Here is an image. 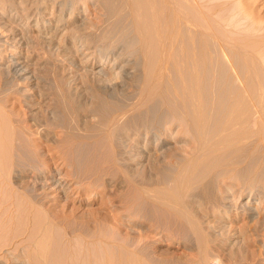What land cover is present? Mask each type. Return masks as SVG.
I'll list each match as a JSON object with an SVG mask.
<instances>
[{
	"label": "rangeland",
	"instance_id": "374dc122",
	"mask_svg": "<svg viewBox=\"0 0 264 264\" xmlns=\"http://www.w3.org/2000/svg\"><path fill=\"white\" fill-rule=\"evenodd\" d=\"M11 1V7L0 5V264H264L262 241L250 245L257 259H231L233 248L220 242L225 231L216 223L212 237L214 227L191 201L223 199L235 206L263 197L264 142L252 124L257 83L248 66L237 58L241 71L251 72L243 73L245 84L255 87L243 84L248 92L243 86L245 92L240 87L224 94L211 83L210 103L199 91L197 105L192 66L170 64L163 81L155 80L151 99L134 77L144 74L141 59L155 45L141 42L139 12L128 5L118 11L122 0ZM248 1L264 14V0ZM182 30L189 42V30ZM229 167L241 171L226 177ZM48 175L65 178L66 192L46 184ZM240 187L246 192L238 197Z\"/></svg>",
	"mask_w": 264,
	"mask_h": 264
},
{
	"label": "bare ground",
	"instance_id": "6f19581e",
	"mask_svg": "<svg viewBox=\"0 0 264 264\" xmlns=\"http://www.w3.org/2000/svg\"><path fill=\"white\" fill-rule=\"evenodd\" d=\"M9 1V2H8ZM0 0V5H6L5 2H7V4H14L13 1L11 0ZM19 1V0H18ZM44 1V0H43ZM63 1V0H62ZM67 1V0H66ZM79 1V0H78ZM84 1V0H83ZM90 1V0H89ZM93 1V0H92ZM99 1V0H98ZM108 1V0H106ZM12 2V3H11ZM25 2V1H24ZM33 2V1H32ZM42 2V1H41ZM70 2V1H69ZM112 3H116V1H111ZM109 3L112 4V3ZM20 3V2H19ZM86 3V2H85ZM106 4H108L107 2H105ZM118 3V1H117ZM38 4V3H37ZM66 4V3H65ZM70 4V3H69ZM102 4V3H101ZM104 4V1H103ZM120 4V3H119ZM33 5V4H32ZM85 5V4H84ZM108 5V6H109ZM121 7L118 9L119 12H121L123 10V7L125 5H128L129 8L131 7L132 9L135 10V12H139L142 15V19L144 20L143 24L141 28L138 30H141L144 34V37L141 40V42H144V44H149L150 47L154 46V48H152L150 52L154 53V59L150 58V60L148 61L149 58H147L146 54L149 55V53H143L145 54L143 55V57H145V59H141L142 61L145 60V64L144 66V71H143V75L142 73L136 75L134 77V80L136 82H139L141 84V88H146V95L148 97H151V99H153L152 97L154 96L155 93V87L154 84L157 83L155 80H157L158 78L161 79L160 76L164 75L162 74V72L164 73L163 70H165L168 65H178L181 64L183 65L184 63H186V61H188L189 63L185 64L188 66H192L193 70H194V76L192 79V83L195 85H193V87L196 89L195 91V97L194 100L197 104V101L201 100L202 98L200 93L202 92V94H205V99L207 100V103L209 102V98L211 96L210 94V84L211 83H216V89L217 87L220 89V91H223L221 93L228 92L233 90L234 93L236 91L239 92V90H243L246 89L247 86H249V84H245L246 81L248 82L249 80H247L246 76L243 75L244 71L240 68V66L242 65H247L248 68L251 70L252 72V77L254 78V80L257 83V87L253 89V91L255 90V92L251 91L248 95H253L257 100V105L256 107H254L252 104V108L254 107V112H253V117L252 119V124H255L254 127L257 128L258 130V134H259V139L260 142L263 141L264 142V14H262L259 11H256V9L253 7V5L251 3H249L248 0H122L121 2ZM10 7L12 5H9ZM21 6V5H19ZM53 6V5H52ZM106 6V5H105ZM111 6V5H110ZM114 6V5H113ZM123 6V7H122ZM54 7V6H53ZM74 7V6H73ZM25 8V7H24ZM27 8V6H26ZM29 8V7H28ZM63 8V7H62ZM61 8V9H62ZM39 9V8H38ZM113 9V7L111 8ZM115 9V8H114ZM17 10V9H16ZM64 10V9H63ZM74 10H76L74 8ZM110 10V9H109ZM28 12V11H27ZM43 12V11H42ZM108 12V11H107ZM126 11H124L125 13ZM58 13V12H57ZM111 13V12H110ZM31 14V12H30ZM106 14V13H105ZM127 14V13H126ZM84 15V14H83ZM118 15V14H117ZM128 15V14H127ZM21 16V15H20ZM31 16V15H30ZM44 16V15H42ZM47 16V14H46ZM112 16V15H111ZM123 17V15H122ZM127 17V16H126ZM138 17V16H137ZM136 17V18H137ZM38 18V17H37ZM65 18V17H63ZM135 18V19H136ZM141 17H139L140 20ZM27 19V17H26ZM108 19V18H107ZM138 19V18H137ZM136 19V21H137ZM141 19V20H142ZM15 20V19H14ZM113 21V19H111ZM123 20V19H122ZM138 20V21H139ZM142 20V21H143ZM67 21V20H66ZM2 22V21H1ZM56 22V21H55ZM73 22V21H72ZM84 22V21H83ZM116 22V21H115ZM124 22V21H122ZM140 22V21H139ZM44 23V22H43ZM95 23V22H94ZM112 23V22H111ZM4 24V23H2ZM29 24V23H28ZM92 24V22H91ZM97 24V23H96ZM115 24V23H114ZM136 24V25H139ZM52 25V24H51ZM83 25V24H82ZM104 25V24H103ZM117 25V23H116ZM119 25V23H118ZM2 26V25H1ZM4 26V25H3ZM57 26V25H56ZM73 26V24H72ZM78 26V25H77ZM121 26V25H120ZM39 29H41L42 27H40V25L37 26ZM113 27V26H112ZM122 27V26H121ZM36 28V27H35ZM118 28V27H117ZM187 29L189 30V33L187 34H191V39L189 40V42L184 41V39H187L186 37L184 38V32L182 33V29ZM48 26H44L43 29H41L40 31L43 32L44 30H47ZM56 29V28H55ZM87 29V28H86ZM110 29H112L110 27ZM116 29V28H114ZM119 29V28H118ZM132 29V28H131ZM21 30V29H20ZM38 30V29H37ZM108 30V29H107ZM56 31V30H55ZM111 31V30H110ZM21 32V31H20ZM41 32L40 36H41ZM50 32V31H49ZM80 32V31H79ZM104 32V31H103ZM108 32V31H107ZM115 32V31H114ZM117 32H119L117 30ZM130 32V31H129ZM188 32V31H187ZM38 33V34H39ZM53 33V32H51ZM61 33V32H60ZM123 33V32H122ZM140 33V32H139ZM186 33V32H185ZM28 34V33H27ZM30 34V33H29ZM37 34V33H36ZM62 34V33H61ZM109 34V33H108ZM114 34V33H113ZM116 34V33H115ZM118 34V33H117ZM125 34V33H124ZM131 34V33H130ZM142 34V33H141ZM52 35V34H51ZM90 35V34H89ZM110 35V34H109ZM17 36V35H16ZM19 36V35H18ZM32 35H30L31 38ZM47 36V35H46ZM45 36V37H46ZM53 36V35H52ZM99 36V35H98ZM132 36V35H131ZM142 36V35H141ZM21 37V36H20ZM33 37V36H32ZM42 37V36H41ZM48 37V36H47ZM83 37V36H82ZM89 37V36H88ZM118 37V36H117ZM190 37V36H189ZM15 38V37H14ZM29 38V37H28ZM29 38V39H30ZM107 38V37H106ZM119 38V37H118ZM128 38V37H127ZM184 38V39H183ZM114 39V38H113ZM131 39V38H129ZM21 40V39H20ZM28 40V39H27ZM26 40V41H27ZM42 40V39H41ZM58 40V39H57ZM61 40V39H60ZM81 40V39H80ZM92 40V39H91ZM112 40V39H111ZM117 40V39H116ZM115 40V42H117ZM145 40V41H144ZM153 41V45H151L149 43V41ZM9 41V40H8ZM51 41V40H50ZM86 41V40H85ZM93 41V40H92ZM106 41V40H105ZM114 41V40H112ZM148 41V43H147ZM36 42V41H35ZM46 42V41H45ZM58 42V41H56ZM111 42V41H110ZM121 42V41H120ZM138 42V41H137ZM140 42V41H139ZM146 42V43H145ZM30 43V42H29ZM39 43V42H38ZM53 43V42H52ZM106 43V42H105ZM118 43V42H117ZM136 43V42H135ZM28 44V43H27ZM47 44V43H46ZM58 44V43H57ZM91 44V42H90ZM89 44V45H90ZM101 44V43H100ZM134 44V43H133ZM143 43H141L142 45ZM22 45V44H21ZM29 45V44H28ZM39 45V44H38ZM48 45V44H47ZM71 45V44H70ZM83 45V44H82ZM99 45V44H98ZM112 45V43H111ZM120 45V44H119ZM131 45V44H130ZM148 45V46H149ZM27 46V45H26ZM49 46V45H48ZM105 46V45H103ZM114 46V45H113ZM147 46V47H148ZM22 47V46H21ZM31 46H29L30 48ZM47 47V46H46ZM53 47V46H52ZM55 47V46H54ZM95 47V46H94ZM134 47V46H133ZM141 47V46H140ZM144 47V46H143ZM146 47V46H145ZM149 47V48H150ZM28 48V49H29ZM35 48V47H34ZM63 48V47H62ZM104 48V47H103ZM117 48V47H116ZM131 48V47H130ZM138 48V47H137ZM142 48V47H141ZM1 49V48H0ZM27 49V50H28ZM48 49V47H47ZM52 49V48H51ZM70 49V48H69ZM92 49V48H91ZM104 50V49H103ZM133 50V49H132ZM145 50H149V49H145ZM37 51V50H36ZM48 51V50H47ZM98 51V50H97ZM119 51V50H118ZM85 52V51H83ZM111 52V51H110ZM131 52V51H130ZM136 52V51H135ZM150 53V55L152 54ZM12 54V53H11ZM45 54V53H44ZM111 54V53H110ZM126 54V53H125ZM141 54V55H142ZM30 55V54H29ZM113 55V54H112ZM117 55V54H116ZM132 55V54H130ZM138 55V54H137ZM43 56V55H42ZM91 56V55H90ZM19 57V56H18ZM142 57V58H143ZM150 57V56H149ZM123 58V57H122ZM147 58V59H146ZM237 58H239L238 60H242L243 63L242 65L241 62L237 61ZM7 59V58H6ZM88 59V58H87ZM114 59V58H113ZM117 59V58H116ZM121 59V58H120ZM135 59V58H134ZM140 59V57H139ZM24 60V59H23ZM80 60V59H79ZM141 60L139 61H135L136 65L139 64V62H142ZM179 60V61H178ZM36 61V60H35ZM59 61V59H58ZM50 62V61H49ZM24 63V61H23ZM83 63V62H82ZM127 63V62H126ZM240 63V64H238ZM33 64V63H32ZM75 64V63H74ZM133 64V63H132ZM143 64V63H142ZM190 64V65H189ZM47 65V63H46ZM123 65V64H122ZM135 65V66H136ZM140 65V64H139ZM34 66V65H33ZM38 66V65H37ZM111 66V65H110ZM187 66V67H188ZM246 66V67H247ZM11 67V66H10ZM42 67V66H41ZM124 67V66H123ZM134 68V66H132ZM137 67V66H136ZM139 67V66H138ZM171 67V66H170ZM243 67V66H242ZM245 67V66H244ZM16 68V67H15ZM24 68V67H23ZM112 68V66H111ZM119 68V67H118ZM117 68V69H118ZM143 68V67H142ZM245 70V72L247 71V69ZM2 69V68H1ZM10 69V68H9ZM116 69V70H117ZM120 69V68H119ZM139 69V68H138ZM191 69V68H190ZM98 70V69H97ZM249 70V71H250ZM23 71V70H22ZM33 71V70H32ZM90 71V69H89ZM191 71V70H190ZM63 72V71H62ZM94 72V71H93ZM96 72V71H95ZM121 72V71H120ZM134 72V71H133ZM247 73V74H251ZM84 73V72H83ZM99 73V72H98ZM114 73V72H113ZM116 73H118L116 71ZM178 73V72H177ZM244 73V74H246ZM29 74V73H28ZM74 74V73H73ZM162 74V75H161ZM8 75V74H7ZM114 75V74H113ZM118 75V74H117ZM63 76V75H62ZM249 76V75H248ZM48 77V76H47ZM114 77V76H113ZM116 77V76H115ZM250 78V77H249ZM45 79V78H44ZM218 79V80H217ZM252 79V78H251ZM250 79V80H251ZM19 80V79H18ZM162 80V79H161ZM26 81V80H25ZM59 81V80H58ZM132 81V80H131ZM163 81V80H162ZM194 81V82H193ZM217 81V82H216ZM253 81V79H252ZM254 81V82H255ZM64 85L66 84V82H63ZM159 83V81H158ZM163 83V82H162ZM202 84L204 87V92L201 91V89L199 90V84ZM251 83V82H249ZM255 83V84H256ZM59 84V83H58ZM245 84V85H243ZM253 84V82L250 84L249 87H252L251 85ZM71 85V84H70ZM86 85V83H85ZM160 85V84H159ZM158 84H156V86L159 87ZM63 86V85H61ZM138 86V85H137ZM191 86V85H190ZM245 88H244V87ZM67 87L69 89V84H67ZM78 87V86H76ZM92 87V86H91ZM154 87V88H153ZM215 87V86H214ZM241 87V88H240ZM243 87V89H242ZM253 87L254 84H253ZM31 88V87H30ZM59 88V87H58ZM62 87H60L61 89ZM194 88H192L194 90ZM240 88V89H238ZM53 89V88H52ZM67 89V90H68ZM73 89V88H72ZM95 89V88H94ZM157 89V88H156ZM249 89V88H247ZM246 89V92H248L249 90ZM66 88L64 89V91H67ZM75 90V89H74ZM89 90V89H88ZM218 90V89H217ZM52 91V90H51ZM59 91V90H58ZM69 92L71 90H68ZM67 91V92H68ZM76 91V90H75ZM74 91V92H75ZM83 91V90H82ZM200 91V93H199ZM244 91V90H243ZM62 92V91H61ZM93 92V91H92ZM193 92V91H191ZM217 92V91H215ZM214 92V93H215ZM245 92V91H244ZM253 92V93H252ZM55 93V92H54ZM58 93V92H57ZM60 93V92H59ZM58 93V94H59ZM63 93V92H62ZM144 93V92H143ZM157 93V92H156ZM155 93V95H157ZM243 93V92H242ZM65 94V93H64ZM72 94V91L69 94H67L68 98ZM81 94V93H80ZM79 94V95H80ZM93 94V93H92ZM137 94V93H136ZM194 94V93H192ZM217 94V93H215ZM245 94V93H243ZM76 95V94H75ZM99 95V94H98ZM191 95V94H190ZM237 95V94H236ZM63 96V95H62ZM66 96V95H64ZM145 96V95H144ZM224 96V95H223ZM244 96V95H243ZM247 96H245V98H247ZM55 97V96H54ZM58 97V95H57ZM102 97V95H101ZM110 97V96H109ZM193 97V96H192ZM215 97V96H214ZM238 97V95H237ZM241 97V94H240ZM59 98V97H58ZM61 98V97H60ZM59 98V99H60ZM67 98V99H68ZM239 98V97H238ZM98 99V98H97ZM132 99V98H131ZM143 99V98H142ZM150 99V98H149ZM212 99V98H211ZM216 99V98H215ZM221 99V98H220ZM243 99V97H242ZM248 99V98H247ZM254 99V98H250L249 100ZM48 100V99H47ZM76 100V99H74ZM156 100V98H155ZM240 100V99H239ZM248 100V101H249ZM64 100H62L63 102ZM106 101V100H105ZM215 101V100H214ZM253 100L249 101L252 102ZM37 102V101H36ZM40 102V101H39ZM46 102V101H45ZM57 102V101H56ZM74 103V102H73ZM72 103V104H73ZM149 103V102H148ZM212 103V102H211ZM239 103V102H237ZM236 103V104H237ZM247 103V102H245ZM255 103V102H254ZM60 104V103H59ZM70 104V103H69ZM193 104V103H192ZM200 104L202 105V103L200 102ZM214 104V103H213ZM217 105V103H215ZM230 104V103H229ZM240 104V103H239ZM251 104V103H250ZM34 105V104H33ZM71 105V104H70ZM140 105V104H139ZM146 105V104H145ZM156 105V104H155ZM199 105V104H197ZM197 106V107H201ZM32 106V105H31ZM42 106V105H41ZM53 106V105H52ZM78 106V105H77ZM107 106V105H106ZM194 106V105H192ZM205 107V105H203ZM238 105H235V108ZM248 106V105H247ZM40 107V106H39ZM51 107V106H50ZM142 107V106H141ZM156 107V106H155ZM207 107V105H206ZM216 107V106H215ZM232 107V106H231ZM46 108V107H45ZM60 108V107H58ZM57 108V109H58ZM93 108V107H92ZM136 108V107H135ZM138 108V107H137ZM38 109V108H37ZM47 109V108H46ZM56 109V108H55ZM96 109V108H95ZM100 109V107H99ZM112 109V108H111ZM196 109V108H195ZM201 109V108H200ZM204 109V108H203ZM45 110V109H43ZM59 110V109H58ZM68 110V109H66ZM212 110V107H211ZM39 111V109H38ZM46 111V110H45ZM63 111V110H62ZM77 111V110H76ZM108 111V110H107ZM202 111V110H201ZM218 111V110H217ZM240 111V110H239ZM238 111V112H239ZM53 112V110H52ZM60 112V110H59ZM127 112V111H126ZM207 112V111H206ZM215 112V111H214ZM58 113V112H57ZM109 113V112H107ZM198 113V112H197ZM32 114V113H31ZM34 114V113H33ZM112 114V112H111ZM124 114V113H123ZM38 115V114H37ZM157 115V114H156ZM203 115V114H202ZM44 116V115H43ZM57 116V114H56ZM111 116V115H110ZM117 116V115H116ZM115 116V117H116ZM158 116V115H157ZM162 116V115H161ZM160 116V118H161ZM42 117V116H41ZM40 117V118H41ZM113 117V116H111ZM110 117V118H111ZM6 118V117H5ZM48 118V117H47ZM109 118V117H108ZM107 118V119H108ZM2 119V118H0ZM37 119V117H36ZM46 119V118H45ZM105 119V118H104ZM5 120V119H4ZM34 120V119H33ZM158 120V119H157ZM16 121V120H15ZM13 122V121H12ZM104 122V121H103ZM102 122V124H103ZM107 122V121H106ZM112 122V121H109ZM194 122V121H193ZM231 122V121H230ZM29 123V122H28ZM105 123V122H104ZM206 123V122H205ZM229 123V122H228ZM25 124V122H24ZM198 124V123H197ZM0 125H2V123H0ZM107 125V124H106ZM123 125V124H122ZM11 126V125H10ZM235 126V125H234ZM27 127V126H26ZM39 127V126H38ZM201 127V126H200ZM237 127V126H236ZM252 127V125H251ZM7 128V127H6ZM37 128V127H36ZM205 128V127H204ZM223 128V127H222ZM1 129V128H0ZM8 129V128H7ZM127 129V128H126ZM220 129V128H219ZM257 130H255L257 132ZM1 131V130H0ZM127 131V130H126ZM244 131V130H243ZM254 131V133H255ZM10 132V131H9ZM36 132V131H35ZM3 133V132H2ZM185 133V132H184ZM127 134V133H126ZM48 135V134H47ZM227 135V134H226ZM232 135V134H231ZM241 135V134H240ZM4 136V135H3ZM124 136V135H123ZM126 136V135H125ZM223 136V135H221ZM229 137V135H227ZM235 136V135H234ZM6 137V136H5ZM76 137V136H75ZM227 137V138H228ZM77 138V137H76ZM80 138V137H79ZM224 138V136L222 137ZM226 138V139H227ZM233 138V137H232ZM258 138V137H257ZM1 139V136H0ZM6 139V138H5ZM8 139V138H7ZM221 139V138H220ZM235 139V138H233ZM3 140V139H1ZM232 140V139H231ZM255 140V139H254ZM82 141V140H80ZM225 141V140H224ZM223 141V142H224ZM3 142V141H2ZM6 142V141H5ZM123 143V142H122ZM232 143V142H231ZM257 144V143H256ZM6 145V143H5ZM118 145V144H117ZM261 145V144H259ZM122 147V146H121ZM124 147V146H123ZM126 147V146H125ZM164 147V146H163ZM162 147V148H163ZM190 147V146H189ZM254 147V146H253ZM5 149V147H4ZM3 149V150H4ZM166 149V148H165ZM171 149V148H170ZM189 149V148H187ZM252 149V148H251ZM250 149V150H251ZM8 150V149H7ZM127 150V149H126ZM248 150V149H247ZM9 151V150H8ZM165 151V150H164ZM172 151V150H171ZM188 151V150H187ZM192 150H190L191 152ZM260 151V150H259ZM258 151V152H259ZM132 152V151H131ZM184 152V151H182ZM252 152V151H251ZM257 152V150L255 151ZM264 152V150H263ZM1 153V152H0ZM153 153V152H152ZM5 154V153H4ZM163 154V153H162ZM161 154V155H162ZM189 154V153H188ZM257 154V153H256ZM259 154V153H258ZM264 156V153H262ZM261 154V155H262ZM181 155V154H180ZM255 155V154H254ZM135 158V155H133ZM177 156V155H176ZM257 156V155H256ZM263 156H261L260 160L264 162ZM137 157V155H136ZM152 157V156H151ZM250 157V156H249ZM167 158V157H165ZM164 158V159H165ZM170 158V157H169ZM251 158V157H250ZM159 159V158H158ZM243 159V157H242ZM246 159V158H245ZM249 159V158H248ZM253 159V158H252ZM257 161L256 163L260 162ZM166 161V160H165ZM240 161V160H239ZM249 161V160H246ZM251 161V160H250ZM5 162V161H4ZM252 162V161H251ZM158 163V162H157ZM167 163V162H166ZM235 163V162H234ZM239 164V163H236ZM235 164V165H236ZM242 164V161H241ZM261 164V163H260ZM4 165V163L1 165V167ZM259 164H255V166H258ZM5 166V165H4ZM3 166V167H4ZM16 166V165H15ZM166 166V165H164ZM229 166V165H228ZM231 166V165H230ZM237 166V165H236ZM250 166V165H249ZM260 166V165H259ZM262 166V168H261ZM259 168L264 170V165H261ZM2 167V168H3ZM227 167V166H226ZM252 167V166H251ZM250 167V169H251ZM1 168V169H2ZM11 168V167H8ZM230 168V167H229ZM241 168V167H240ZM239 168V169H240ZM253 171H255L256 168H254V166L252 167ZM223 169V168H222ZM228 169V168H227ZM231 170H225L224 169V173L226 177L227 175H229L230 173L234 172L237 173V171H241V169L239 170L237 167V170L235 171V168H230ZM233 169V170H232ZM246 169V167H245ZM245 169H243L242 171H244ZM249 169V168H248ZM4 170V169H3ZM258 170V168L256 169ZM262 170V171H263ZM2 171V170H1ZM7 171V170H6ZM252 171V172H253ZM243 173V172H241ZM264 173V171H263ZM262 173V174H263ZM238 174V173H237ZM244 174H247L246 178H250L249 177V172L246 171L244 172ZM253 174V173H252ZM224 175V176H225ZM233 175V173H232ZM235 175V174H234ZM49 176V180H46V184H54L55 187H57L60 191L66 192V185L68 186L67 183H64L66 180L63 177H59V180L55 179L53 180V175H48ZM223 176V178H224ZM253 177V175H251ZM229 177V176H228ZM264 177V176H263ZM262 177V178H263ZM210 178V177H209ZM232 178V177H230ZM235 178H238L235 176ZM254 178V177H253ZM52 179V180H51ZM256 179V180H255ZM258 178H254L255 181H257L259 183V181L257 180ZM209 180V179H208ZM207 180V181H208ZM220 180V179H219ZM224 180V179H223ZM237 180V179H236ZM239 180V179H238ZM241 180V179H240ZM250 181L253 180H248V184L251 183ZM225 182V181H224ZM228 182V181H227ZM243 182V181H242ZM245 182V181H244ZM256 182L255 185H258ZM44 183V182H43ZM253 183H255L253 181ZM264 183V181L262 182ZM207 184V183H206ZM245 184V183H243ZM242 184V185H243ZM205 185V184H204ZM224 185V184H222ZM235 185V184H234ZM241 185V186H242ZM254 185V186H255ZM264 185V184H263ZM225 186V185H224ZM250 185H246V187H249ZM253 186V184H252ZM253 186V188H254ZM261 186V185H260ZM206 187V185H205ZM209 188V187H208ZM241 188V187H240ZM226 189V188H225ZM233 189V188H232ZM237 189V188H236ZM242 190H240L237 194L238 197L241 196L242 193L246 192L243 191V188H241ZM249 190L251 189L250 187L248 188ZM256 189V187H255ZM262 189H264V186H262ZM209 190V189H208ZM247 190V189H246ZM228 191V190H227ZM226 191V192H227ZM261 191V190H260ZM232 192V191H231ZM252 191L249 192V196L252 197ZM263 192V190H262ZM208 193V192H207ZM257 193V192H256ZM255 194V193H253ZM259 194V193H258ZM212 195V194H211ZM256 195V194H255ZM253 195V196H255ZM191 196V195H190ZM189 196V197H190ZM196 196V195H195ZM193 196V197H195ZM225 196V195H224ZM235 193H232L231 197L234 198ZM259 196V195H257ZM256 196V197H257ZM192 197V196H191ZM190 197V198H191ZM198 198V197H196ZM231 198V199H232ZM255 198V197H253ZM259 198V197H258ZM229 199V198H228ZM235 200V199H234ZM191 201H193V203L195 204V207L197 211H202V213L204 212L205 214H203L202 216L205 215L206 219V225L207 227H210L209 229L211 230V227H214V231L212 232V237L215 236V226L216 223H219V227L221 229H223L225 231V236H222V238H220V242L227 246H230L229 248L232 249L229 252L232 254V256H240V257H244L246 259H254L255 258V251L254 252V247H250V245L252 246V243L254 244L255 242H259L261 245V241H262V245L264 246V210L263 207L261 208L262 205H264V194L263 197L255 202V204H248L249 200L246 201L245 203L243 202V204H237L235 206L230 205L232 203H228L225 200H221V201H212L211 205H204L205 204V200L202 202L200 200H196L195 198H193ZM230 201V200H229ZM188 203V202H187ZM204 203V204H203ZM189 204V203H188ZM193 204V205H194ZM191 205V204H190ZM195 210V209H194ZM193 211V210H192ZM200 213V212H198ZM201 213V214H202ZM200 214V215H201ZM201 216V217H202ZM204 220V219H203ZM5 227V225H3ZM219 229V228H218ZM210 230L208 232H210ZM223 230L221 232H223ZM45 231V230H44ZM217 231V230H216ZM1 230H0V234H1ZM224 233V232H223ZM224 235V234H222ZM47 237V236H46ZM212 237L210 238L212 240ZM50 239V238H49ZM43 241V240H42ZM46 241V240H45ZM44 241V242H45ZM47 244V243H46ZM211 244V243H210ZM236 244H239L240 248L236 249L234 248ZM10 245H12V243H10ZM3 246L4 244L0 245V253L4 252L3 250ZM33 246V245H32ZM44 246H46L44 244ZM222 246V247H225ZM48 247V246H47ZM215 247V246H213ZM221 247V248H222ZM19 247L18 245L14 246V250H17ZM37 248V247H36ZM220 248V247H219ZM45 249V248H43ZM225 249V248H224ZM236 249V250H234ZM256 249V248H255ZM33 250V249H32ZM6 251V250H5ZM29 250L27 249L28 252ZM41 251V250H39ZM47 251V250H46ZM49 251V250H48ZM223 251V250H221ZM227 251V250H226ZM261 252V251H260ZM30 252H28L29 254ZM49 253V252H48ZM212 253V252H211ZM225 254V253H224ZM234 254V255H233ZM261 254V253H260ZM7 255V254H6ZM15 255V254H14ZM31 255V254H30ZM29 255V256H30ZM226 255V254H225ZM214 256V255H212ZM226 256H230V255H226ZM45 257V256H44ZM218 257V255L216 256ZM215 257V259H216ZM224 257V255H223ZM50 258V257H49ZM212 258V257H211ZM221 258V257H220ZM228 258V257H227ZM263 258V257H262ZM224 259V258H223ZM233 259V257L231 258ZM257 259V258H255ZM227 260V259H225ZM238 260V259H237ZM50 261V260H49ZM219 261V260H218ZM223 262V261H222ZM234 263V262H233ZM257 263V262H256ZM261 263V262H260ZM46 264V263H45ZM48 264V263H47ZM64 264V263H63Z\"/></svg>",
	"mask_w": 264,
	"mask_h": 264
}]
</instances>
